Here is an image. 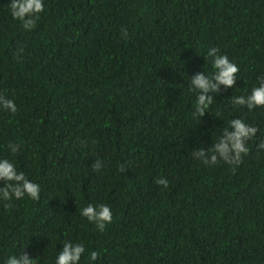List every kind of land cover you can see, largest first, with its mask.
<instances>
[{
  "label": "trees",
  "instance_id": "16d2710c",
  "mask_svg": "<svg viewBox=\"0 0 264 264\" xmlns=\"http://www.w3.org/2000/svg\"><path fill=\"white\" fill-rule=\"evenodd\" d=\"M9 2L0 96L17 111L0 110V157L40 193L0 200V264H54L65 242L84 244L80 264L92 251V264H264V107L231 103L264 75V0H43L31 30ZM210 47L238 79L199 115L189 89L212 71ZM233 119L257 128L248 154L205 166L194 154ZM101 203L103 232L79 215Z\"/></svg>",
  "mask_w": 264,
  "mask_h": 264
},
{
  "label": "clouds",
  "instance_id": "9594fccd",
  "mask_svg": "<svg viewBox=\"0 0 264 264\" xmlns=\"http://www.w3.org/2000/svg\"><path fill=\"white\" fill-rule=\"evenodd\" d=\"M43 10V0H10L9 2L11 17L19 21L25 30H31L34 27L35 20L39 18ZM205 59L207 62H211L212 71L208 75L201 73L193 77L189 89L196 96L194 114L199 115H203L213 103L212 96L207 94L209 92L217 93L221 85L225 88L233 87L239 72L238 66L226 55L219 54V50L215 47L207 49ZM257 81L258 86L252 87L248 94L232 97V105L245 107L250 112L264 107V75L259 76ZM0 110H6L13 114L17 111L14 101L4 96H0ZM256 135V127L248 125L240 119H233L229 121L228 127L224 128L222 135L209 149L210 155L205 157L203 149L194 155L198 160H202L205 166L216 165L218 161L228 165H238L242 156L248 154V142ZM5 147L11 154H15L19 145L9 142ZM257 148L264 150V142L259 143ZM102 166L98 159L92 169L96 171ZM0 182L4 184L3 187H0V200L2 201L19 200L24 197L36 200L39 197V186L30 181L23 172L17 171L14 163L6 157H0ZM155 182L167 187V181L164 179H158ZM79 215L101 232L112 220L111 209L103 203L87 204L79 209ZM85 251L83 243L65 242L62 252L55 256L54 264H80ZM86 259L89 264H92L97 260V253L92 251ZM3 264H35V259H30L23 252L19 256H8Z\"/></svg>",
  "mask_w": 264,
  "mask_h": 264
}]
</instances>
